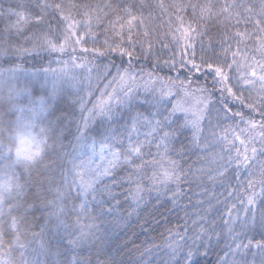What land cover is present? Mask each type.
<instances>
[{
    "label": "snow or ice",
    "instance_id": "1",
    "mask_svg": "<svg viewBox=\"0 0 264 264\" xmlns=\"http://www.w3.org/2000/svg\"><path fill=\"white\" fill-rule=\"evenodd\" d=\"M174 7L175 20L169 19V30L158 50L147 30L143 8L126 9L128 30L121 34L120 45L111 47L110 59L98 53L102 71L95 70L97 79L103 77L107 83L95 92L89 88L87 102L81 95L74 101L59 99L45 105L52 155L41 157L37 147L32 165L22 176L27 189L23 207L33 216L45 211L55 216L66 249L87 241L102 245L104 237L97 234L102 224L97 222L113 217L125 204L133 212L142 204L156 211L165 209L168 215L160 212L165 231L157 247L164 248L166 259L160 264H229L231 249L239 254L245 244H237L236 237L218 251L225 229L235 236L237 223L241 228L251 225L253 231L259 223V240L253 236L247 250L255 245L254 255L264 264V172L259 181L250 176L246 182L240 172L251 168L250 160L264 157V142L258 148L244 135L248 129H259L264 141V106L257 108L243 96V89L231 85L225 72V68L232 70L231 62L216 55L211 37L207 45L204 39H196L202 34L191 20L185 21V15L190 14L189 7L194 14L197 6ZM159 8L162 19L168 14L162 0ZM141 35L144 41L139 40ZM220 47L227 52L223 41ZM251 75L256 77L255 70ZM260 104L264 105V90ZM82 141L87 142L81 145L87 151L77 157L76 145ZM217 186L223 189L218 194ZM145 192H155V198L146 200ZM173 213L176 227L170 226ZM67 264L84 262L76 258ZM105 264L117 261L112 258ZM231 264H236L234 258Z\"/></svg>",
    "mask_w": 264,
    "mask_h": 264
},
{
    "label": "trees",
    "instance_id": "2",
    "mask_svg": "<svg viewBox=\"0 0 264 264\" xmlns=\"http://www.w3.org/2000/svg\"><path fill=\"white\" fill-rule=\"evenodd\" d=\"M160 2L161 0H0V41L9 44L7 52L3 57L0 56V264H67L76 258L84 264L88 261L91 264H105L112 258L117 264H147L148 261L160 264L161 260L166 259L164 248L157 245L162 243L160 234L165 231L160 212H165V215L168 213L165 209L156 211L151 205L145 207L143 204L138 212H133V208L125 204L116 209L113 217L98 221L97 223L102 224L97 233L104 237L102 245L87 241L74 249H66L57 233L55 216L47 211L33 216L23 207L27 189L22 176L32 165L34 156L24 160H15L13 157L17 132L37 128L42 130L46 139L39 155L43 158L52 155L47 111L39 116H31L30 111L24 109L26 103L40 97L48 85L61 84L55 98L49 100L51 102L59 99L74 101L81 95L86 97L87 102L89 88L95 92L98 87L102 88L107 83L103 77L97 79L95 70L100 68L102 71L98 53L110 59L111 47L120 45L121 34H126L128 30L126 9L135 8L139 11L143 8L147 30L158 50L159 41L165 39L169 30V19L173 22L175 20L174 5H196L194 14H191L189 7L190 14L185 15V21L191 20L202 34L196 39H204L207 45L208 38L211 37L212 44L216 46V55L221 61L226 58L231 62L232 70L225 68L231 85L237 90L243 89V96L254 102L257 108L264 106L260 104L264 80L257 84L260 87L257 89L253 85L245 86L241 79L243 77L248 80L249 70L254 68L260 71V77L264 76V0H162L168 13L162 19H159L162 13ZM149 12L152 14L151 19L147 18ZM180 14L184 15L183 12ZM22 18L21 22L15 21ZM68 32H71L74 43L65 49L63 39ZM40 35L43 36L42 39ZM24 38L26 43L23 42ZM139 40L144 41L145 37L141 35ZM221 41L225 43L226 53L221 51ZM30 42L38 43L39 48L33 49L31 45L24 50L23 46ZM85 49L87 52H84ZM197 51L199 52V46ZM208 55L213 53L209 51ZM77 64L87 67H77ZM89 67L91 72L88 71ZM11 73L18 75L17 82L29 86L23 87L29 94L25 93L21 102L17 103V106H23L22 109L15 108L11 99L13 94L8 93L12 80L7 77ZM36 74L37 80L32 78ZM63 76L70 78L67 87L63 83ZM209 91L215 89L210 88ZM88 107L91 108L92 104L88 103ZM84 115L87 116V113ZM76 120L79 122V111ZM258 133L259 129H248L244 135L250 142L254 140L255 146L259 148L264 141ZM86 143L82 141L77 144V152ZM67 150L71 152L72 148ZM47 162L51 163V160ZM250 163L252 166L247 171L245 168L240 169L243 179L246 182L251 176V179L259 181L264 172L261 167L264 165V157H258L256 161L250 160ZM65 166L71 167L67 161ZM56 175L59 182V174ZM4 188L8 190L7 195ZM222 190L219 186L216 187L217 194ZM255 191L259 200V183L256 184ZM155 195V192L144 193L146 200L154 199ZM208 196L211 197L212 192ZM220 210L222 212L223 208ZM129 213L132 215L129 216ZM178 214L179 217L184 216L183 211ZM170 218V226L176 227V214L173 213ZM240 218L241 221L244 219L243 212L240 213ZM235 229V236H230L225 229L218 251L226 249L227 245L233 243V239L239 237L237 244L243 243L245 248L240 249L239 254L236 248H232V257L236 256L239 264H260L261 257L254 255L257 251L255 245L250 251L247 250V243L253 236L259 240V223L255 226V231L251 225L241 228L239 223L235 225ZM149 250L151 255H148ZM224 255H228L227 251ZM232 257H229V264Z\"/></svg>",
    "mask_w": 264,
    "mask_h": 264
},
{
    "label": "rangeland",
    "instance_id": "3",
    "mask_svg": "<svg viewBox=\"0 0 264 264\" xmlns=\"http://www.w3.org/2000/svg\"><path fill=\"white\" fill-rule=\"evenodd\" d=\"M22 20H23V18L22 19H17L15 21L21 22ZM0 21H2V20H0ZM39 37L41 39L43 38L42 35H40ZM65 39H66V41H65ZM65 39H63V44H64L65 49H67V47L68 48L71 47L73 45V43H74V41H73L74 38H73L71 32H68V34H66V38ZM25 40H26V38H24L23 42L26 43ZM20 43H21V41H20ZM21 44H19V46H21ZM7 45H9L7 42H1L0 41V56L1 57H3V54H5L7 52V50H8L9 47H7ZM31 45H33V49H38L39 48V44L38 43H36V42L31 43L30 42V43L27 44V46L26 45L23 46V49L25 50L26 48L30 47ZM51 46H52V44H51ZM35 51H39V50H35ZM84 52H87V51L84 50ZM85 54H87V53H85ZM253 70H255V72H256V77H253L251 75ZM259 72L260 71L256 70V68H254L252 70H249L248 80L249 81H253V83H248V84L244 83L245 86H251L252 87V85H253L254 87H256L258 83H261L260 76L258 75ZM30 75L32 76V73ZM17 77H18V75L16 73H11L7 77L10 80H12V82L10 84V87H9V92L8 93L13 94L11 99L13 100V104H14L15 108L18 107L19 109H22L23 106H17V103L21 102V97L25 93L29 94L28 91H24L23 90V87H27L28 88L29 86H26L25 84L17 82L16 81ZM63 77H61V78H63V83L67 87L68 80L70 78L67 77V76H63ZM19 78H20V76H19ZM32 78L37 80L38 75L36 74V76H33ZM44 78H45V76L43 77V79ZM60 86H61L60 83H55L54 86L48 85V87L46 88L44 93H42L40 97L28 101L26 103V106H24V109L29 110L31 116L32 115L39 116L41 114H45L46 111H48V108L45 105L47 104V102H49V100H52V99L55 98L56 93H57L58 89L60 88ZM257 89H260V87L257 86ZM31 108H34V110H32ZM141 138H143V137H141ZM16 139H17L15 141L16 142V146H15V150L13 151V153H14L13 157H14L15 160H24V159H27V158L28 159L32 158L36 154L37 147H39L41 149L43 143L46 142L45 135L42 133V130H40L38 128L35 129V130H32V131H29V130H22L21 131L20 130L16 134ZM98 149H99V145H97V150ZM86 151H87V148L86 147H82L78 152H76V156L79 157L80 155H82ZM97 163H99L98 159H97ZM4 190H5L4 193L7 195L8 194L7 188H4ZM232 258L235 259L236 264H239L238 263V258L236 256H234Z\"/></svg>",
    "mask_w": 264,
    "mask_h": 264
}]
</instances>
